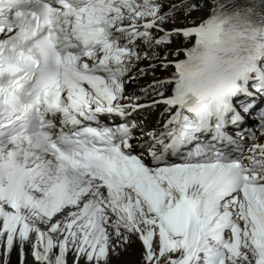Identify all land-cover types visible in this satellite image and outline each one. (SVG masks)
<instances>
[{
	"label": "snow or ice",
	"instance_id": "obj_1",
	"mask_svg": "<svg viewBox=\"0 0 264 264\" xmlns=\"http://www.w3.org/2000/svg\"><path fill=\"white\" fill-rule=\"evenodd\" d=\"M0 264H264V0H0Z\"/></svg>",
	"mask_w": 264,
	"mask_h": 264
},
{
	"label": "bare ground",
	"instance_id": "obj_2",
	"mask_svg": "<svg viewBox=\"0 0 264 264\" xmlns=\"http://www.w3.org/2000/svg\"><path fill=\"white\" fill-rule=\"evenodd\" d=\"M159 74V73H158Z\"/></svg>",
	"mask_w": 264,
	"mask_h": 264
}]
</instances>
